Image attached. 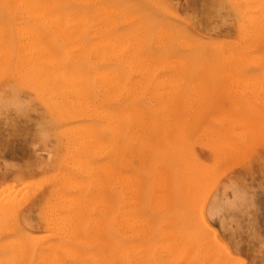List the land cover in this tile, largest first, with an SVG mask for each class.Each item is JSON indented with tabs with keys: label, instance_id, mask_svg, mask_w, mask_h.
I'll list each match as a JSON object with an SVG mask.
<instances>
[{
	"label": "rangeland",
	"instance_id": "obj_1",
	"mask_svg": "<svg viewBox=\"0 0 264 264\" xmlns=\"http://www.w3.org/2000/svg\"><path fill=\"white\" fill-rule=\"evenodd\" d=\"M8 10L0 264H264V0Z\"/></svg>",
	"mask_w": 264,
	"mask_h": 264
},
{
	"label": "bare ground",
	"instance_id": "obj_2",
	"mask_svg": "<svg viewBox=\"0 0 264 264\" xmlns=\"http://www.w3.org/2000/svg\"><path fill=\"white\" fill-rule=\"evenodd\" d=\"M63 3V2H62ZM78 3V2H77ZM61 4V0H0V7L2 8V7H5L6 9H9L8 11H10V9L11 8H15V9H20V10H22V11H20V13L21 12H23V10H24V12H26L28 15H26V16H31L30 15V13H32L31 11H35V10H40V9H42L43 11H44V14L45 15H47V13H46V10H48L50 7H52V6H57V5H60ZM4 10V9H3ZM105 10V9H104ZM16 12V11H15ZM18 12H19V10H18ZM113 12V11H112ZM116 12V11H115ZM39 12L37 11V13L36 14H38ZM35 14V16H38V15H36ZM61 12H60V14H58V12L57 13H55L54 15H57L56 17H58V18H56L57 19V21L56 20H53V19H51V17H48V15L46 16V17H48V18H50V20L49 21H56V23L57 22H59V21H61V20H59V19H61ZM33 15V14H32ZM43 15V14H42ZM51 15V14H50ZM53 15V14H52ZM23 17L25 16V15H22ZM109 16V15H108ZM28 17H26V20H27V18ZM33 17V16H32ZM45 16H42V18H43V20L45 19L44 18ZM248 17H250V16H248ZM34 18V17H33ZM36 18V17H35ZM34 18V19H35ZM54 18V17H53ZM106 18V17H105ZM29 19V21H31L30 19V17L28 18ZM36 19H38V17L36 18ZM40 19H41V17H40ZM47 19V18H46ZM45 19V20H46ZM59 20V21H58ZM109 20V19H108ZM130 20V19H129ZM28 21V20H27ZM34 21V20H33ZM32 21V22H33ZM48 21V22H49ZM69 21V20H68ZM73 21V20H72ZM249 21V20H248ZM34 22H36V21H34ZM63 22V21H62ZM62 22H61V24H62ZM60 23V22H59ZM50 24H51V22H50ZM58 24V23H57ZM71 24V23H70ZM63 25V24H62ZM57 26V25H56ZM59 26H60V24H59ZM60 29V28H59ZM104 29V28H103ZM27 31V30H26ZM25 33V32H24ZM126 33V32H125ZM27 34V33H26ZM26 36V35H25ZM31 36V35H30ZM17 37H18V35H17ZM115 38L116 37H118L117 35H115L114 36ZM111 38V37H110ZM20 39V38H19ZM119 40V39H118ZM111 41L112 40H110V42H109V40H108V43H107V45L109 44V43H111ZM141 41V40H140ZM115 43H117V42H115ZM32 44V43H31ZM113 44H114V42H113ZM112 44V45H113ZM30 45V44H29ZM110 45V44H109ZM108 45V46H109ZM117 45V44H116ZM130 45V44H129ZM118 46V45H117ZM29 47V46H28ZM110 47H112L111 45H110ZM116 46H114V48H115ZM123 47V46H122ZM31 48H32V46H31ZM107 48V47H106ZM113 48V51H115V49H117L118 47H116L115 49ZM125 48V47H124ZM127 48V47H126ZM28 50V49H27ZM35 50H36V48H35ZM12 51V50H11ZM33 51V50H32ZM125 51H126V49H125ZM0 53H2V52H0ZM123 53V52H122ZM131 53V52H130ZM25 54V53H24ZM32 53H30V55H31ZM43 54H44V52H43ZM5 55V54H4ZM18 55V54H17ZM73 55V54H72ZM113 55V54H112ZM20 56V55H19ZM107 56V55H106ZM109 56V55H108ZM114 56V55H113ZM131 56V55H130ZM134 56V55H133ZM29 57V56H28ZM32 57V56H31ZM122 57V56H121ZM23 58V57H22ZM72 58V57H71ZM109 58V57H108ZM107 58V59H108ZM134 58V57H133ZM27 59V58H26ZM32 59V58H31ZM35 59V58H34ZM54 59V58H53ZM105 59V58H104ZM121 59V58H120ZM137 59H138V56H137ZM140 59V58H139ZM147 59V58H146ZM122 60H123V58H122ZM25 61V60H24ZM39 61H41V60H39ZM45 61V60H44ZM49 61V60H48ZM126 61H128V63H129V60L128 59H126ZM42 62V61H41ZM46 62V61H45ZM54 63V62H53ZM53 63H51V64H53ZM119 63V62H118ZM122 63V62H121ZM125 63V62H124ZM93 64V63H92ZM120 64V63H119ZM60 65V64H59ZM134 65V64H133ZM132 65V66H133ZM32 66V65H31ZM128 66V65H127ZM141 66V65H140ZM129 67H130V65H129ZM134 67V66H133ZM143 67V66H142ZM169 67V66H168ZM132 68V67H131ZM17 69V68H16ZM134 69V68H133ZM146 69H148V68H146ZM150 69V68H149ZM52 70V69H51ZM135 71V70H134ZM139 71H140V69H139ZM43 72V71H42ZM51 72V71H50ZM52 72H54V71H52ZM98 72V71H97ZM142 72V71H141ZM65 73V72H64ZM100 73V72H99ZM57 74V73H56ZM105 74V73H104ZM103 74V75H104ZM132 74V73H131ZM148 74V73H147ZM24 75V74H23ZM85 75V74H84ZM99 75V74H98ZM102 75V74H101ZM108 75V74H107ZM57 76H58V74H57ZM113 75L111 74V76L109 75V77L111 78ZM28 77V76H27ZM55 77V76H54ZM64 77V76H63ZM101 77H103V76H101ZM107 77V76H106ZM105 77V78H106ZM50 78V77H49ZM69 78V77H68ZM46 79V78H45ZM100 79V78H99ZM109 79V78H108ZM113 79V77L110 79V80H112ZM50 80V79H49ZM67 80H69V79H67ZM71 80V79H70ZM69 80V81H70ZM113 80H115V78L113 79ZM72 81V80H71ZM102 81V80H101ZM109 81V80H108ZM117 81V80H116ZM160 81H162V80H160ZM72 82H74V80L72 81ZM103 82V81H102ZM114 82V81H113ZM112 82V83H113ZM122 82V81H121ZM155 82V81H154ZM104 83V82H103ZM112 83L110 84V86H113L112 85ZM115 83V82H114ZM165 83V82H164ZM106 84V83H105ZM109 84V83H108ZM163 84V83H162ZM167 84V83H166ZM115 85V84H114ZM122 85H123V83H122ZM109 86V85H108ZM117 86V85H116ZM121 86V85H120ZM167 86V85H166ZM112 88V87H111ZM78 89V88H77ZM118 89V88H117ZM53 90V89H52ZM51 90V91H52ZM115 91V90H114ZM55 92V91H54ZM84 92V91H83ZM167 93V92H166ZM79 94V93H78ZM82 94V93H81ZM167 97V96H166ZM95 108V107H94ZM110 114V113H109ZM114 125V124H113ZM112 125V126H113ZM114 130V129H113ZM111 158V157H110ZM128 178V177H127ZM129 180V179H128ZM75 201V200H74ZM126 201V200H125ZM124 201V202H125ZM132 202V201H131ZM124 206V205H123ZM128 210V209H127ZM128 220V219H127ZM134 220V219H133ZM141 221V220H140ZM161 235H164V234H161ZM168 240V239H167ZM168 243V242H167ZM169 244V243H168ZM160 245V244H159ZM158 245V246H159ZM161 245H162V243H161ZM136 246V245H135ZM130 248V247H129ZM138 248V250H139V247H137ZM168 248V247H167ZM134 249V248H133ZM132 249V250H133ZM165 250V249H164ZM169 250V249H168ZM133 252V251H132ZM133 253H135V252H133ZM75 254V253H74ZM71 255V254H70ZM72 257V256H71ZM136 258V257H135Z\"/></svg>",
	"mask_w": 264,
	"mask_h": 264
}]
</instances>
